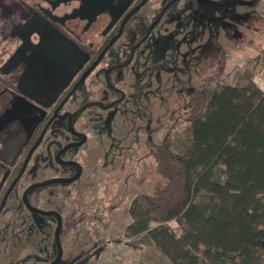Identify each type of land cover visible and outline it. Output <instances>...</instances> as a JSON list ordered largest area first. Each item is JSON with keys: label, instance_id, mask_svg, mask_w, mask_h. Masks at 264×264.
<instances>
[{"label": "rangeland", "instance_id": "obj_1", "mask_svg": "<svg viewBox=\"0 0 264 264\" xmlns=\"http://www.w3.org/2000/svg\"><path fill=\"white\" fill-rule=\"evenodd\" d=\"M164 1L146 3L142 13L147 22ZM181 14L185 20L159 25L147 37L137 51L135 63L127 69L133 74L132 82L139 83V87L130 89L140 93L142 107L133 108L128 100L127 106L135 112L125 115L118 106L108 111L90 107L94 129L102 127L101 131L110 135L108 144L94 145L93 157L99 159L73 183L55 182L39 187V202L44 200L42 208L61 206L62 218L73 219L72 227L63 228L65 253L57 264H174L147 230L127 232L134 220L130 213L132 202L136 200L139 210H143L148 205L144 193H151L156 181L153 151L167 134L171 151L186 155L192 141L187 115L199 88L209 92L217 84L254 83L264 90V60L260 55L264 54V0L192 2ZM93 37L99 39L97 35ZM115 98L111 94L108 97ZM149 110L153 117L147 130L144 125ZM30 172L26 181H43L57 174L51 166L37 167L36 161ZM16 201L13 199L11 205L15 209ZM38 218L43 227L40 232L13 230V235L25 237L23 243L30 253L28 264H49L56 221L53 216ZM155 225L156 222H149L150 228ZM168 225L180 233L176 220ZM5 238L6 232L0 229V239ZM109 240L121 242L118 250L106 247ZM42 242L44 253L39 248ZM38 252L42 253L39 258Z\"/></svg>", "mask_w": 264, "mask_h": 264}, {"label": "flooded vegetation", "instance_id": "obj_2", "mask_svg": "<svg viewBox=\"0 0 264 264\" xmlns=\"http://www.w3.org/2000/svg\"><path fill=\"white\" fill-rule=\"evenodd\" d=\"M148 1L126 20L121 35L76 86L117 34L126 14L141 0H0V229L7 235L4 240L0 239V264H28L30 253L23 243L25 237L16 238L13 230L40 232L43 227L38 217L53 216L56 221L49 263L55 259L59 244L63 257L61 234L63 228L73 226V219L62 218L61 206L42 208L44 200L39 202L38 196L42 185L28 189L31 184L42 182L26 181L33 161L37 167L51 166L57 172L50 179L79 174L70 183L77 181L86 167L99 159L93 157L94 145L109 143L108 131H101L103 128L98 126L94 129L89 108L108 111L118 106L125 115L132 112L131 107H142L140 93L130 89L139 87V83L132 82L133 74L127 70L135 63L138 49L159 25L167 26L174 19L185 20L181 12L186 6L207 0H165L150 22L142 13ZM30 7L48 16L56 29L42 34L31 30ZM94 35L99 39L95 40ZM76 45L88 53V60L80 68H77ZM110 94L116 98L109 100ZM51 100L50 106H44ZM128 100L131 107L126 104ZM149 112L144 125L147 130L153 117L152 111ZM126 118L132 119L129 115ZM147 138L150 141L151 134ZM13 199L18 202L16 209L11 206ZM25 200L49 213L31 210ZM59 218L57 241L55 231ZM40 246L44 253V242ZM42 253H37L38 258Z\"/></svg>", "mask_w": 264, "mask_h": 264}, {"label": "trees", "instance_id": "obj_3", "mask_svg": "<svg viewBox=\"0 0 264 264\" xmlns=\"http://www.w3.org/2000/svg\"><path fill=\"white\" fill-rule=\"evenodd\" d=\"M187 119L186 155L171 151L166 134L153 151L148 205L132 202L127 232L147 230L174 264H264V90L254 83L199 88Z\"/></svg>", "mask_w": 264, "mask_h": 264}, {"label": "water", "instance_id": "obj_4", "mask_svg": "<svg viewBox=\"0 0 264 264\" xmlns=\"http://www.w3.org/2000/svg\"><path fill=\"white\" fill-rule=\"evenodd\" d=\"M147 0H141V2L136 5L134 8H132L124 17L121 27L119 29V31L117 32V34H115L110 41L108 42V44L102 49L101 53L99 54V56L97 57V59L94 61V63L83 73V75L81 76L80 80L77 82L76 86L88 75V73L92 70V68H94L96 66V64L101 60L102 56L105 54V52L107 51V49L115 42V40L121 35L122 31H123V26L126 22V20L140 7L142 6ZM30 11H31V15L28 18V22L31 24L32 29L34 32L42 34V33H48V29H56L55 27H53V25L51 24L48 16H46L45 14L39 12L37 9H34L33 7H30ZM50 15V14H49ZM50 17V16H49ZM64 35V34H63ZM76 50L77 51V68L82 67L86 61L88 60V53L83 51L79 46L76 45ZM23 95H26L23 93ZM53 100L44 103V106L48 107L52 104ZM75 144H79V143H75ZM28 158L25 160L24 162V166L23 169L25 168L26 164H27ZM23 169L21 170V172L18 174V176L15 178V180L13 181L12 185L15 183V181L17 180V178L21 175ZM79 175V174H78ZM78 175H75L73 177H56V178H52V179H47L44 180L42 182H36L33 183L29 186L28 189L34 187V186H38V185H47V184H51V183H55V182H71L73 180H75ZM11 185V187H12ZM26 201V200H25ZM28 207L31 210L34 211H40L44 214L49 213V211H41L39 209H37L34 206H31L27 201H26ZM60 225H61V220L59 218L58 220V225L55 231V238L58 241L59 240V231H60ZM63 253V249L62 246L59 244V251L55 257L54 260H52L49 264H55L57 261H59L61 259Z\"/></svg>", "mask_w": 264, "mask_h": 264}, {"label": "built area", "instance_id": "obj_5", "mask_svg": "<svg viewBox=\"0 0 264 264\" xmlns=\"http://www.w3.org/2000/svg\"><path fill=\"white\" fill-rule=\"evenodd\" d=\"M121 242H116V241H112V240H109V242L107 243V246L109 249L111 250H118V248L120 247L119 244Z\"/></svg>", "mask_w": 264, "mask_h": 264}]
</instances>
